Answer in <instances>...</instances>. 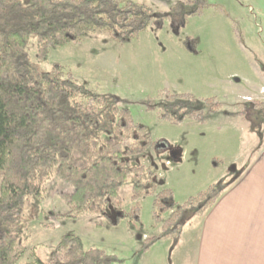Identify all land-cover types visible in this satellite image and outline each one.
Masks as SVG:
<instances>
[{"label": "rangeland", "instance_id": "374dc122", "mask_svg": "<svg viewBox=\"0 0 264 264\" xmlns=\"http://www.w3.org/2000/svg\"><path fill=\"white\" fill-rule=\"evenodd\" d=\"M136 1L172 16L124 42L103 31L90 33L80 42L50 48L42 61L37 60L33 34L27 53L43 71L61 64L88 88L114 95L136 124L147 127L151 142L157 147L167 142L170 147L151 146L132 162L149 167L160 180L159 188L172 189L175 200L183 203L213 183L230 184L264 145V0H206L186 18L179 12L184 0ZM168 92L195 95L203 119H164L161 103ZM208 98L213 104H207ZM106 162L115 169L110 159ZM2 180L0 171V189ZM73 190L54 174L40 197L27 198L19 236L27 250L21 263L32 261L34 251L48 261L61 235L74 232L87 248L112 255L111 264H196L190 237L199 218L193 211L185 214L181 232L161 238L152 195L139 199V221L127 214L135 204L130 181L120 187L126 214L118 224H113L117 210L112 204L105 214L60 218L69 210L60 194ZM153 236L159 239L144 247Z\"/></svg>", "mask_w": 264, "mask_h": 264}, {"label": "trees", "instance_id": "16d2710c", "mask_svg": "<svg viewBox=\"0 0 264 264\" xmlns=\"http://www.w3.org/2000/svg\"><path fill=\"white\" fill-rule=\"evenodd\" d=\"M205 4L206 0H184L179 12L186 18ZM191 6L194 9L188 12ZM171 16L136 0H30L27 4L0 0V264L112 263V255L102 248H87L74 232L61 235L48 261L34 251L32 261L20 262L27 250L19 240L26 200L40 197L54 174L74 188L60 194L69 206L60 218H76L83 212L105 214L112 204L117 210L113 224H118L126 214L120 187L130 181L135 204L127 214L139 221V199L152 195L153 220L162 224L161 238L181 232L189 211L204 217L228 187L229 183H213L178 203L172 189L159 188L160 180L149 167L132 162L151 146L158 147L147 127L134 122L129 109L121 108L114 95L88 88L61 64L41 70L27 53L33 34L37 60L42 61L50 48L80 42L90 33L103 31L124 42ZM212 101L206 99L209 105ZM195 103L191 93L168 92L161 116L171 123L202 120ZM133 220L130 226L135 228ZM158 236L147 237L144 247L153 245Z\"/></svg>", "mask_w": 264, "mask_h": 264}, {"label": "crops", "instance_id": "0c3cea01", "mask_svg": "<svg viewBox=\"0 0 264 264\" xmlns=\"http://www.w3.org/2000/svg\"><path fill=\"white\" fill-rule=\"evenodd\" d=\"M192 232L196 264H264V145Z\"/></svg>", "mask_w": 264, "mask_h": 264}, {"label": "flooded vegetation", "instance_id": "af4514ba", "mask_svg": "<svg viewBox=\"0 0 264 264\" xmlns=\"http://www.w3.org/2000/svg\"><path fill=\"white\" fill-rule=\"evenodd\" d=\"M162 143H163V142H162ZM162 143H159V144H158V147H165V148H168V147H170L168 144H167V145H168V147H167V145H166V144H165V146H160V144H162Z\"/></svg>", "mask_w": 264, "mask_h": 264}, {"label": "water", "instance_id": "95a60500", "mask_svg": "<svg viewBox=\"0 0 264 264\" xmlns=\"http://www.w3.org/2000/svg\"><path fill=\"white\" fill-rule=\"evenodd\" d=\"M160 146H165V143L160 144Z\"/></svg>", "mask_w": 264, "mask_h": 264}]
</instances>
